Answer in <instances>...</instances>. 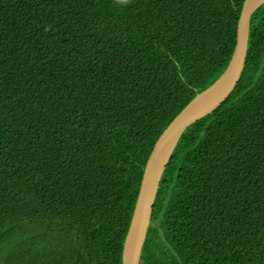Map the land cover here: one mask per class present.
Segmentation results:
<instances>
[{
  "label": "trees",
  "instance_id": "1",
  "mask_svg": "<svg viewBox=\"0 0 264 264\" xmlns=\"http://www.w3.org/2000/svg\"><path fill=\"white\" fill-rule=\"evenodd\" d=\"M245 0H0V264H123L156 142L233 56ZM141 264H264V5L230 97L183 134Z\"/></svg>",
  "mask_w": 264,
  "mask_h": 264
},
{
  "label": "water",
  "instance_id": "2",
  "mask_svg": "<svg viewBox=\"0 0 264 264\" xmlns=\"http://www.w3.org/2000/svg\"><path fill=\"white\" fill-rule=\"evenodd\" d=\"M264 0H245L238 22L237 42L231 61L220 78L198 94L166 128L145 167L129 232L124 242L123 264H141L163 175L186 130L217 110L233 93L246 67L253 15Z\"/></svg>",
  "mask_w": 264,
  "mask_h": 264
},
{
  "label": "clouds",
  "instance_id": "3",
  "mask_svg": "<svg viewBox=\"0 0 264 264\" xmlns=\"http://www.w3.org/2000/svg\"><path fill=\"white\" fill-rule=\"evenodd\" d=\"M119 3H122V4H127L129 2V0H118Z\"/></svg>",
  "mask_w": 264,
  "mask_h": 264
}]
</instances>
